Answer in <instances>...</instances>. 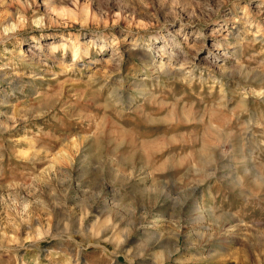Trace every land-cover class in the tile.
Listing matches in <instances>:
<instances>
[{
  "label": "rangeland",
  "instance_id": "374dc122",
  "mask_svg": "<svg viewBox=\"0 0 264 264\" xmlns=\"http://www.w3.org/2000/svg\"><path fill=\"white\" fill-rule=\"evenodd\" d=\"M0 264H264V0H0Z\"/></svg>",
  "mask_w": 264,
  "mask_h": 264
},
{
  "label": "bare ground",
  "instance_id": "6f19581e",
  "mask_svg": "<svg viewBox=\"0 0 264 264\" xmlns=\"http://www.w3.org/2000/svg\"><path fill=\"white\" fill-rule=\"evenodd\" d=\"M198 165H199V167H200V165H203L205 162L203 161V159H200V160H198ZM204 167V166H203ZM202 168V167H201ZM200 169V168H199Z\"/></svg>",
  "mask_w": 264,
  "mask_h": 264
}]
</instances>
